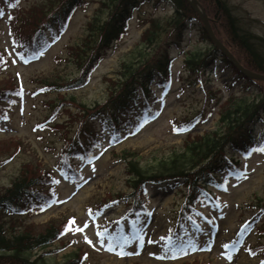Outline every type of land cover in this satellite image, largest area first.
Returning a JSON list of instances; mask_svg holds the SVG:
<instances>
[{"label":"rangeland","instance_id":"obj_1","mask_svg":"<svg viewBox=\"0 0 264 264\" xmlns=\"http://www.w3.org/2000/svg\"><path fill=\"white\" fill-rule=\"evenodd\" d=\"M100 1L92 0L86 9L76 10L65 30L58 32L55 40L37 60L28 62L10 35L9 19L14 15L23 22L31 16L39 18L41 12L38 6L48 1L19 0L15 3L20 10L17 12L14 0H0V12L3 13L0 15V53L5 58L0 82L12 76L21 87L20 95L12 98L5 114L0 117V160L9 157L17 144L20 145L16 154L0 166V192L20 174H27L26 169L36 170L37 175L38 168L50 167L57 178V183L53 185L56 194L53 202L23 214L21 220L7 218L6 224L11 228L33 226L37 229L62 223L65 228L59 241L32 251L34 258L43 252L55 250L56 253L45 257L47 264H63L75 252L83 258L79 264H262L264 249L258 250L254 256L247 246L264 244V236L257 232L264 222V213L257 214L250 208L251 204L264 201V151L259 150L264 148V143L252 148L247 155L233 154L227 150L229 159L235 158L233 161L238 164L227 166L226 171L206 187L217 202L203 194L197 204L201 212L196 216L197 225L185 222L183 235L177 241L173 242L169 236L165 239V234L167 227L174 222L175 213L186 192L180 183L147 185L143 195L146 211L137 213L130 222H122L117 244L111 242L115 227L109 226L108 222L125 214L128 205L124 200L116 199L106 208H96L108 194L128 192L129 161L146 166L155 159L167 157L172 151L180 152L187 140L216 129L229 99L254 101L264 96V81L255 84V90L253 87L246 88L241 79H234L233 69L224 68L220 62L192 84L193 77L183 67L184 56L191 50H205L210 46L209 42L200 38L195 23L187 25L179 47L169 50L171 82L164 88H154L157 101L152 110L156 115L153 117L152 113H148L145 124L128 129L119 136H111V131H101L100 124L95 121L99 144L95 146L90 159H74L72 175L62 170V136L67 131L71 137L76 129L77 124L72 116L75 109H60L56 117L59 123L56 120L50 123L47 120L50 117L47 102L71 100L72 97L74 104L90 106L106 101L117 80L116 76L121 75V60H129L130 54L146 48L142 42V32L149 23H142L151 19L163 22L173 13L171 3L155 6L151 0L134 13L127 35L107 51L84 87L69 92L38 90L43 84H63L66 78L79 73L73 63L71 49L84 41L88 23L97 13ZM221 1L230 10L241 31L264 40V0ZM201 3L209 12V16L206 15L210 25L214 17L212 5L207 0ZM18 25L19 22L16 23ZM166 36L162 35L161 41ZM217 37L222 38L223 42ZM217 37L238 65L248 70L241 64L244 55L226 45L221 32ZM182 119L194 121L189 127L176 131L173 121ZM57 124L60 127L54 129ZM261 126V120L256 121L253 138L259 136ZM70 220L75 221L73 230L66 231ZM245 224L249 227L241 231ZM76 228H83V231H75ZM85 236L92 243H86ZM224 245L230 246L227 251ZM228 255H231V260L227 258Z\"/></svg>","mask_w":264,"mask_h":264},{"label":"trees","instance_id":"obj_2","mask_svg":"<svg viewBox=\"0 0 264 264\" xmlns=\"http://www.w3.org/2000/svg\"><path fill=\"white\" fill-rule=\"evenodd\" d=\"M46 1L47 4L38 6L41 12L39 18L31 16L23 22L14 15L9 19L10 35L28 62L36 60L55 40L58 32L65 30L73 13L78 9H86L92 0ZM150 1L101 0L97 13L88 23V32L84 41L71 49V57L79 73L75 77L66 78L63 84H43L38 90L69 92L84 87L107 51L127 35L128 25L134 18V13ZM152 1L155 2V6L171 3L173 13L163 22L151 19L142 23V25L149 23L148 28L142 32V42L146 48L143 47L130 54L129 60H121V75L116 76L117 80L110 89L106 101L96 102L90 106L80 103L76 105L71 97V100L63 99L46 104L50 111V117L47 119L50 123L55 122L60 109L62 111H69L71 107L75 109L72 116L77 124L76 129L71 137L68 136L67 131H64L62 136L64 145L60 150L61 168L71 175L74 172L72 161L76 158L88 160L95 146L99 144V135L94 128L95 121L100 124L101 131H111V136H119L128 129H135L144 124L148 113H154L152 109L157 101L154 88H164L170 84L169 50L172 47H179L181 36L188 24L195 23L202 41H207L210 45L205 50H191L184 56L183 67L187 74L193 77L192 84L204 77L218 62L224 68H232L234 79H241L246 88L253 87L255 90V84L261 83L260 80H250L240 74L232 63L212 46L197 14L187 0ZM197 1L209 16L207 8L201 3L206 0ZM207 1L214 10L213 23L210 25L216 37L221 32L226 39L224 43L234 52L244 55L242 62L238 59L242 66L250 72L264 75V40L241 31L223 1ZM16 2L17 0H14V6ZM15 8L17 12L20 11L17 4ZM32 18L33 22L28 23ZM17 22H19L18 26H16ZM164 34L167 36L161 41ZM218 39L223 42L222 38ZM56 61L58 62L59 59ZM4 63L5 58L0 53V72ZM8 77L2 79L4 82H0V117L5 114L12 98L18 97L21 93L17 79ZM227 103L228 106L223 107L225 109L221 113L216 129L187 140L182 151H172L167 157L155 159L146 166H139L136 162L130 161L127 163L128 192L110 193L96 207L98 210L106 208L116 199L124 200L128 205L125 214L117 220L108 222L109 226L115 227L114 237L120 232L123 221L130 222L137 213L146 211L143 195L147 185L159 186L172 182L180 183V186L186 188L175 213L174 222L167 227L165 239L169 236L172 241H177L183 235L185 222H195V215L199 212L197 204L203 194L216 202V199L206 191V187L211 185L210 182H213L218 175L223 174L227 166L238 164L233 161L235 158L229 159L227 150H231L233 154L247 155L252 148L264 143V120H262L264 96L257 97L254 101L245 98L234 101L229 99ZM260 120L262 126L259 136L253 138L254 125ZM193 121L194 119H182L178 122L174 120L173 124L177 128L176 131H179L189 127ZM56 122L59 123L58 120ZM57 127L60 125L57 124L53 128ZM19 146L17 144L9 157L0 160V166L16 154ZM38 169L37 175L36 170L26 169L27 174H20L10 186L0 192V264H47L45 260L47 254L56 253L53 250L32 257L33 250L44 249L61 239L65 228L62 223L59 226L52 224L37 229L33 226L23 229L11 228L6 224L7 218L21 220L23 214L55 200L53 185L57 183L56 176L50 167ZM250 208L257 211V214L264 213V201L251 204ZM257 232L258 235L264 236V222L258 227ZM247 247L250 254L255 256L258 250L264 249V244ZM82 259V256H78V252H75L73 257L63 264H79Z\"/></svg>","mask_w":264,"mask_h":264},{"label":"water","instance_id":"obj_3","mask_svg":"<svg viewBox=\"0 0 264 264\" xmlns=\"http://www.w3.org/2000/svg\"><path fill=\"white\" fill-rule=\"evenodd\" d=\"M190 7L195 11L197 14L202 27L204 28L206 34L209 37V40L211 41L212 45L216 47L220 53L226 57L232 65L238 69L245 77L249 79H257V80H262L264 81V75L256 74L253 72H250L248 70L243 69L241 66L238 65V63L234 60V58L228 53V51L224 48V46L216 39L214 36V33L209 25V20L208 17L203 9V7L199 4L197 0H187Z\"/></svg>","mask_w":264,"mask_h":264},{"label":"snow or ice","instance_id":"obj_4","mask_svg":"<svg viewBox=\"0 0 264 264\" xmlns=\"http://www.w3.org/2000/svg\"><path fill=\"white\" fill-rule=\"evenodd\" d=\"M19 2V0H17V3ZM3 13L2 12H0V15H2ZM260 151H264V148H262V149H259ZM75 224V221L74 220H70L69 221V225L68 226H66V231H72L73 230V228H72V225H74ZM249 227V225L248 224H245L244 226H242V228H241V231H245V230H247V228ZM75 231H78V232H82L83 231V228H76L75 229ZM97 235H100L99 233L97 234ZM85 242L86 243H92L90 240H88V238H87V236H85ZM152 241H149V243H151ZM224 248H225V250L227 251L228 249H229V245H224L223 246ZM231 247H234V245H232ZM229 260H231V255H228V257H227ZM262 264H264V262H262Z\"/></svg>","mask_w":264,"mask_h":264}]
</instances>
